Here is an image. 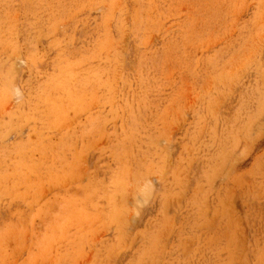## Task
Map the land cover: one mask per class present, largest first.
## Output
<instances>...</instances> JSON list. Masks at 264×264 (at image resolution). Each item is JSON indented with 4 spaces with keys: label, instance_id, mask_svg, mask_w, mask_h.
<instances>
[{
    "label": "rangeland",
    "instance_id": "1",
    "mask_svg": "<svg viewBox=\"0 0 264 264\" xmlns=\"http://www.w3.org/2000/svg\"><path fill=\"white\" fill-rule=\"evenodd\" d=\"M0 264H264V0H0Z\"/></svg>",
    "mask_w": 264,
    "mask_h": 264
}]
</instances>
